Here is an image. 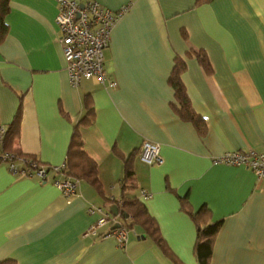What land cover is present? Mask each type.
Segmentation results:
<instances>
[{
	"label": "crops",
	"instance_id": "crops-1",
	"mask_svg": "<svg viewBox=\"0 0 264 264\" xmlns=\"http://www.w3.org/2000/svg\"><path fill=\"white\" fill-rule=\"evenodd\" d=\"M96 1L114 11L127 7L104 50V76L112 86L96 78L69 84L55 0H9L0 42V125L6 127L20 105L12 147L59 165L89 94L95 117L78 129L97 162L101 190L79 180L75 194L64 197L52 184L53 172L41 182L12 174L0 161V260L198 264L195 225L180 207L185 197L194 210L207 208L212 221L221 220L210 264H264V179L243 165L212 162L226 151H264V0ZM190 48L205 52L210 73L188 55ZM175 56L185 61L181 80L206 122L203 136L172 106L167 80ZM143 140L160 144L161 163L140 160ZM130 154L137 184L130 195L155 219L177 261L139 228L128 230L124 247L100 237L108 224L86 233L97 218L88 208L112 203L104 205V197L120 199ZM140 190L151 195L143 198Z\"/></svg>",
	"mask_w": 264,
	"mask_h": 264
},
{
	"label": "built area",
	"instance_id": "built-area-1",
	"mask_svg": "<svg viewBox=\"0 0 264 264\" xmlns=\"http://www.w3.org/2000/svg\"><path fill=\"white\" fill-rule=\"evenodd\" d=\"M57 13L55 23L59 31V44L65 61V70L71 86H77L82 80L96 78L108 86L113 81H106L103 70L104 50L108 47L110 33L123 15L127 7L111 10L96 0L77 2L76 0H55ZM6 127L0 125V161L5 163L9 172L28 178L37 177L45 182L47 174L53 172L52 184L64 197L75 194L78 180L64 174L65 161L59 165H45L27 156L3 149V138ZM139 158L151 165L163 161L160 144L151 140H143L140 145ZM214 164L243 165L249 168L259 179H264V151L247 148L243 151H226L212 158ZM139 195L148 198L151 194L140 190ZM121 203V201H119ZM90 213L97 214L94 223L86 233L97 234L98 229L108 224L110 229L100 237H113L119 247L127 242L128 229L120 224V213L113 215L102 205H91ZM115 223L119 227L111 228Z\"/></svg>",
	"mask_w": 264,
	"mask_h": 264
},
{
	"label": "trees",
	"instance_id": "trees-1",
	"mask_svg": "<svg viewBox=\"0 0 264 264\" xmlns=\"http://www.w3.org/2000/svg\"><path fill=\"white\" fill-rule=\"evenodd\" d=\"M206 1L209 0H196L195 4H201ZM8 11L9 0H0V42L4 39L8 31L5 22ZM188 55L195 56L206 73L211 72L210 63L204 51L190 48ZM185 69L186 64L183 58L175 56L173 67L167 80L174 93L175 103H173L172 106L182 120L191 122L198 134L203 136L206 133V122L201 116L196 114L191 107V103L181 80V74ZM83 111V115L75 126L69 141L63 172L65 175L75 178L78 181L84 180L89 182L100 191L101 185L98 176L97 162L86 153L84 141L78 129L79 126L90 125L95 117L93 101L89 94L83 97ZM20 113L21 107L19 105L13 120L6 126L3 138V149L15 152L19 155L28 156L30 159L34 160L32 155L12 147V142L19 133ZM131 157L132 154L124 160L123 176L119 182L121 190L120 199H111L103 196L104 205L110 202L115 203L120 212L119 220L122 227H126L128 230L132 228L141 229L144 234L152 238L165 256L171 258L173 261H177L161 236L155 219L148 213L145 205L136 195H130L137 187ZM119 201H121V203H119ZM180 207L190 216L195 225L196 235L193 251L198 264H210L212 244L218 232L221 220L212 221L211 212L207 208L194 210L185 197L180 199ZM122 214H126L127 217H123ZM102 233L103 232H101L100 235H102ZM0 264H16V261L12 258H7L0 260Z\"/></svg>",
	"mask_w": 264,
	"mask_h": 264
},
{
	"label": "water",
	"instance_id": "water-1",
	"mask_svg": "<svg viewBox=\"0 0 264 264\" xmlns=\"http://www.w3.org/2000/svg\"><path fill=\"white\" fill-rule=\"evenodd\" d=\"M105 207H106V209H107L111 214H113V215L118 214V208H117V206H116L115 203L107 204V205H105ZM122 216H123V217H127L126 214H122ZM117 227H119V223H115V224H113V225L111 226V228H117Z\"/></svg>",
	"mask_w": 264,
	"mask_h": 264
}]
</instances>
